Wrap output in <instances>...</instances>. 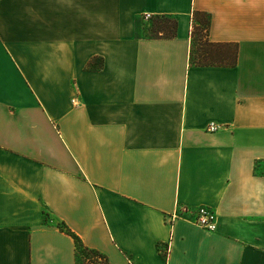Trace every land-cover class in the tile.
<instances>
[{"label": "crops", "instance_id": "0c3cea01", "mask_svg": "<svg viewBox=\"0 0 264 264\" xmlns=\"http://www.w3.org/2000/svg\"><path fill=\"white\" fill-rule=\"evenodd\" d=\"M194 11L234 65L189 62ZM60 224L106 264H264V0H0V264H74Z\"/></svg>", "mask_w": 264, "mask_h": 264}, {"label": "trees", "instance_id": "16d2710c", "mask_svg": "<svg viewBox=\"0 0 264 264\" xmlns=\"http://www.w3.org/2000/svg\"><path fill=\"white\" fill-rule=\"evenodd\" d=\"M196 22L190 31L191 41L189 62L195 65H234L236 62V44L213 42L207 37L209 15L202 11H194ZM152 35L154 38H170L176 32V20L169 15H156L151 19ZM201 41V43H200ZM196 43V44H195ZM198 45V46H197ZM258 163H255V166ZM59 228L73 238L75 244L74 264H106V256L96 249L85 246L81 239L65 225Z\"/></svg>", "mask_w": 264, "mask_h": 264}, {"label": "built area", "instance_id": "2783aa9c", "mask_svg": "<svg viewBox=\"0 0 264 264\" xmlns=\"http://www.w3.org/2000/svg\"><path fill=\"white\" fill-rule=\"evenodd\" d=\"M142 17L144 20H149L151 14L143 13ZM220 125L215 122H208L206 125L207 131H215ZM178 218H184L189 222H192L207 231H213L216 228V216L215 212L204 205L198 206L195 210H191L186 206H178L173 212L165 216V221L168 225L171 226L173 221ZM168 251V244L164 248V253Z\"/></svg>", "mask_w": 264, "mask_h": 264}, {"label": "rangeland", "instance_id": "374dc122", "mask_svg": "<svg viewBox=\"0 0 264 264\" xmlns=\"http://www.w3.org/2000/svg\"><path fill=\"white\" fill-rule=\"evenodd\" d=\"M152 21L149 19V20H145V21H143V23L141 24L142 26H143V28L145 29L144 31H145V35L146 36H149V35H152V33H154V32H152V30L150 29L151 27H152V23H151ZM196 22V20H192V27H191V29L193 28V25H194V23ZM200 43H201V41H200ZM196 44V43H195ZM198 46V45H197ZM200 227V226H199ZM202 228V227H201ZM204 229V228H203Z\"/></svg>", "mask_w": 264, "mask_h": 264}]
</instances>
